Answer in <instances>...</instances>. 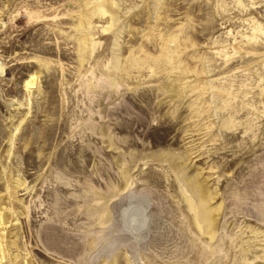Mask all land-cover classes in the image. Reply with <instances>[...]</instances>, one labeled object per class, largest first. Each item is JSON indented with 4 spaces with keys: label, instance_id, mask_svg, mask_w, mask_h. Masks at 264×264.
<instances>
[{
    "label": "rangeland",
    "instance_id": "1",
    "mask_svg": "<svg viewBox=\"0 0 264 264\" xmlns=\"http://www.w3.org/2000/svg\"><path fill=\"white\" fill-rule=\"evenodd\" d=\"M0 67L2 264H264V0H0Z\"/></svg>",
    "mask_w": 264,
    "mask_h": 264
},
{
    "label": "bare ground",
    "instance_id": "2",
    "mask_svg": "<svg viewBox=\"0 0 264 264\" xmlns=\"http://www.w3.org/2000/svg\"><path fill=\"white\" fill-rule=\"evenodd\" d=\"M168 48V47H167ZM166 51V50H165ZM182 66V65H181ZM183 67V69L184 68H186V67H184V66H182ZM182 67H180V68H182ZM0 70L2 71V68L0 67ZM186 70H187V68H186ZM182 71V70H181ZM188 71V70H187ZM191 71V70H190ZM37 78H38V76H37V74L36 73H32L31 75H30V79L29 80H27L26 81V87L27 88H32V86H34V83H35V81L37 80ZM34 88V87H33ZM203 191L205 192L206 190L203 188ZM203 197H205V193H203V195H202ZM0 223H2V216L0 217ZM213 224V225H212ZM214 224L216 225V218L214 217L213 218V220L211 221V224H210V227H209V231L210 232H213L214 231V229H215V226H214ZM1 225H3V224H1ZM1 233V232H0ZM1 253H2V257L0 258V264H2V261L4 260V258L6 257V252H5V249L4 248H2V251H1ZM11 261V260H10Z\"/></svg>",
    "mask_w": 264,
    "mask_h": 264
}]
</instances>
